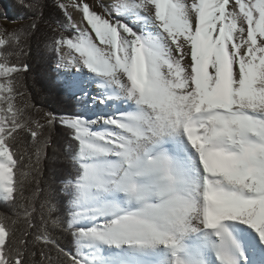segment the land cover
I'll return each mask as SVG.
<instances>
[{"label": "snow or ice", "instance_id": "obj_1", "mask_svg": "<svg viewBox=\"0 0 264 264\" xmlns=\"http://www.w3.org/2000/svg\"><path fill=\"white\" fill-rule=\"evenodd\" d=\"M19 2L34 19L24 31L0 38L4 201L16 203L27 177L17 175L25 154L31 161L21 145L31 137L34 167L42 171L43 149L49 143L45 129L50 133L59 124L77 145L71 159L79 174L61 188L75 192L70 219L62 224L56 216L52 224L70 232L77 243L88 239L119 249L124 256L114 264H187L180 255L184 243L207 230L215 237L211 246L220 264H239L243 252L230 224L250 226L264 242V0H132L130 6L147 13L155 25V36L115 19L101 0L102 12L87 0H54L63 18L53 22L43 20L45 0ZM41 23L51 30L43 46L55 53L58 69L79 73L83 68L100 76L97 87L113 91L93 100H130L136 111L89 120L37 109L30 100L20 107L16 97L24 93L19 77L29 70L22 45ZM8 48L19 49L18 65L9 66ZM158 81L159 102L149 106L143 102V89ZM80 86L62 78L55 87L75 92ZM87 95L84 90L75 98ZM33 109L43 114L45 123L26 115ZM217 115L238 117L244 127L231 124L230 134L223 135L213 119ZM97 124L108 127L96 130ZM222 147L228 149L226 155ZM189 149L198 165L195 180L184 155ZM44 192L49 212H56L53 190L47 185ZM105 194H120L127 203L98 199ZM105 214L108 218L90 227L75 226L82 217ZM24 215L27 219L31 213L25 209ZM15 223L0 216V264H29V250L36 244L55 249L54 264H91L61 248L46 232L37 231L34 239L18 237ZM45 259L53 264L50 257Z\"/></svg>", "mask_w": 264, "mask_h": 264}, {"label": "trees", "instance_id": "obj_2", "mask_svg": "<svg viewBox=\"0 0 264 264\" xmlns=\"http://www.w3.org/2000/svg\"><path fill=\"white\" fill-rule=\"evenodd\" d=\"M28 0H25L27 3ZM33 13L21 6L19 0H0V21L10 19L17 21L10 33L21 32L28 28L34 19ZM63 14L56 7L54 0H45L43 9V20L48 22L60 21ZM55 29V25H53ZM141 33L140 30H136ZM51 30L46 24H39L37 30L28 38L22 47L28 52L26 63L29 65L28 72L20 74L19 91L23 96L16 97V103L23 107L25 101L36 105L37 109L55 112L58 115L65 113L70 115H80L82 112V100H76L79 95L75 92L61 91L55 86L65 78L52 66L56 62L53 52L44 49V43L50 38ZM4 46L0 47L2 50ZM11 55L8 56L9 66L19 64L17 58L19 49L8 48ZM81 108V109H80ZM31 119L45 123L42 113H37L35 109L26 113ZM44 137L49 143L44 146L43 159L38 170L35 165V147H31V137L21 145L22 149L31 153V161L27 154L24 155L17 175L27 174L23 179V190L17 193L16 203L4 201L0 197V216H6L11 221H16L13 225L18 237L34 239L37 231L46 232L54 237L59 246L74 255L82 258V246L77 243L70 232L57 229L53 226L52 220L58 216L62 224L70 219L69 213L72 211L71 202L75 199L74 190L61 191L65 182L74 179L79 174L78 165L74 164L71 157L77 150V145L72 141L69 132L57 124L49 133L45 129ZM47 185L54 192L56 212H49L51 204L46 203L44 190ZM25 209L31 215L26 219ZM29 223L33 227H29ZM26 234V235H25ZM80 242V241H79ZM45 257H50L53 264L56 259L55 249L43 244L32 245L29 250V264H47Z\"/></svg>", "mask_w": 264, "mask_h": 264}, {"label": "bare ground", "instance_id": "obj_3", "mask_svg": "<svg viewBox=\"0 0 264 264\" xmlns=\"http://www.w3.org/2000/svg\"><path fill=\"white\" fill-rule=\"evenodd\" d=\"M140 13L142 14V19H144L146 22V34L155 36L157 34V29L155 25L152 23L150 18H147V13H144L142 11H140ZM83 72H87V70L83 69ZM94 77L96 78V80H98V83L102 82L100 76L94 74ZM94 88V94L96 95H103V89L106 93L113 91V89L107 86L100 88L96 85ZM106 102L110 105L109 107L102 108L101 104L99 107H94L93 109L99 110L98 112H100L101 115H105V113L107 112L106 110H108V108H110L111 111H114V113L133 112L137 109L135 103L130 100L125 101L123 99H116L107 100ZM97 103L100 102L97 101ZM184 155L189 161H191L189 174L195 180L198 177V165H196L195 156L190 149L187 150ZM98 199L108 203H116L120 206H124L127 203L124 200L123 196L120 194H105L99 197ZM100 217L106 219L108 218V215L105 214ZM199 227H201L202 229V226ZM229 227L230 230H232L233 235L236 237V239L241 245V250L243 252L244 257V264H264V242L260 241L259 235L255 233V231L251 229L250 226L247 225H241L236 223L230 224ZM214 239L215 237L211 236L207 232V230H202L198 233L192 234V236L184 243L183 250L180 253L181 257L187 262V264H201V262L202 264H217L216 261L215 263L213 262L214 260H216V255L211 246V241ZM254 239L255 241H257L258 244L255 248L253 247V243H248V241H254ZM90 244L94 245L95 243L90 241ZM99 246L101 249L104 250V254L102 257L103 260L100 264H114L116 260L124 256V253L121 252L119 249L109 247L107 245Z\"/></svg>", "mask_w": 264, "mask_h": 264}, {"label": "rangeland", "instance_id": "obj_4", "mask_svg": "<svg viewBox=\"0 0 264 264\" xmlns=\"http://www.w3.org/2000/svg\"><path fill=\"white\" fill-rule=\"evenodd\" d=\"M65 3H72L73 0H64ZM87 2L93 7V10L97 12H102V9L99 6V0H87ZM101 3L104 5V7L112 14V16L115 19L122 20L124 23L128 24L130 27H132L135 31L140 30L141 34H146V22L144 19H142V14L138 9H135L131 7L132 0H101ZM73 17L76 22H79L80 17L75 12H73ZM18 23L17 21H13L10 19H2L0 21V38H2L4 35H7L11 32V30L14 28V26ZM83 27V25H81ZM1 47V46H0ZM69 50L65 48V52L67 53ZM56 62L52 64L54 69L61 73L65 78H72L78 83H80V88L76 90L77 94H81L82 91L86 90L88 95L86 97H83L82 100V112L79 116H84L87 119L91 120L94 117L97 116H108L113 115L114 111H111L110 108L106 110L107 112L105 115H101L99 110L93 109L94 107H99L101 103H97L99 100H93V97H102L105 95V90L103 89V95H96L94 94V87L99 84L98 80L94 77V74L87 70V72H83V69L80 70L79 73L76 72V69L71 70H65V69H58L56 66ZM94 78V79H93ZM93 87V88H92ZM98 105V106H97ZM110 105L105 102L102 104V108L109 107ZM81 109V108H80ZM108 126L103 124H97L93 125V128L96 130H100L103 128H106ZM104 219L100 216H97L95 218L92 217H82L75 221L76 227H90L94 223H96L98 220ZM255 241V239H254ZM248 241L253 243V247H257V241ZM80 246H82V258H84L86 261H90L91 264H100L103 260V254L104 250L100 248L97 244H90V240L88 239H81L80 240ZM250 243V244H251ZM256 252V251H255ZM258 255V253H257ZM244 257L239 259V264H244L243 261ZM96 260V261H95ZM217 264H220V262L217 260H214L213 262Z\"/></svg>", "mask_w": 264, "mask_h": 264}, {"label": "clouds", "instance_id": "obj_5", "mask_svg": "<svg viewBox=\"0 0 264 264\" xmlns=\"http://www.w3.org/2000/svg\"><path fill=\"white\" fill-rule=\"evenodd\" d=\"M137 51H138V49H137ZM104 70H106V69H104ZM160 87H162V83L158 81L157 85L143 89V93H144L143 102L145 104H148L149 106H152L153 104L158 103L159 102L158 92H159ZM223 106L226 107L227 105H223ZM213 119L216 121V123L221 125V134H223V135H229L230 134V132L232 131L230 129L231 124H237L240 127H244L242 120L238 117H224L222 115H217L216 117H213ZM221 153L226 155L228 153V149L222 147ZM233 162L237 163V164L241 163L240 160L234 159V158H233Z\"/></svg>", "mask_w": 264, "mask_h": 264}]
</instances>
